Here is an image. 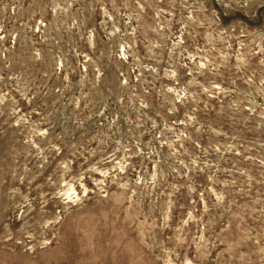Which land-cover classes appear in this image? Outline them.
<instances>
[{
    "label": "rangeland",
    "instance_id": "1",
    "mask_svg": "<svg viewBox=\"0 0 264 264\" xmlns=\"http://www.w3.org/2000/svg\"><path fill=\"white\" fill-rule=\"evenodd\" d=\"M0 264H264V0H0Z\"/></svg>",
    "mask_w": 264,
    "mask_h": 264
}]
</instances>
